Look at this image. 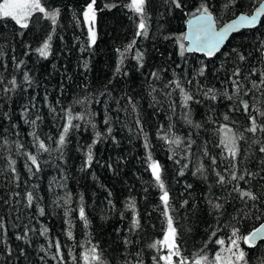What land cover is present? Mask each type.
<instances>
[{"label":"trees","instance_id":"1","mask_svg":"<svg viewBox=\"0 0 264 264\" xmlns=\"http://www.w3.org/2000/svg\"><path fill=\"white\" fill-rule=\"evenodd\" d=\"M209 2L221 25L261 0ZM89 3L41 0L46 11L59 10L55 25L39 12L27 29L0 19V264H96L93 247L105 264H164L159 257L167 249L149 247L167 231L153 163L169 193L181 256L203 264L220 249L218 240L230 243L234 228L247 236L264 220V200L254 207L233 190L264 192V132L247 131L250 116L264 125V18L259 27L232 35L214 57L181 55L186 22L201 0H182V9L171 0H147V36H136L139 15L127 7L131 0H96L95 44L83 15ZM45 42L47 57L37 51ZM237 52L247 59L239 61ZM237 67L239 94L232 83ZM69 113L84 119L72 120L79 127L69 129L61 148ZM233 134L244 136L235 159L221 143ZM177 138L179 145L170 143ZM40 141L49 151L39 149ZM245 170L260 175L231 179ZM216 203L223 208L214 209ZM134 218L139 229L132 227ZM239 246L247 264H264V241L249 247L240 240Z\"/></svg>","mask_w":264,"mask_h":264},{"label":"snow or ice","instance_id":"2","mask_svg":"<svg viewBox=\"0 0 264 264\" xmlns=\"http://www.w3.org/2000/svg\"><path fill=\"white\" fill-rule=\"evenodd\" d=\"M229 3H231L233 6H235L237 0H228ZM96 3V0H91V3L88 4L87 10L83 13L85 20L89 22V34H90V42L92 44H95L96 42V32L93 27V22L95 21V8L94 5ZM146 4L147 0H131V4L127 5L134 13L139 15V23L137 25V32L136 36H147V29L148 25L146 23L147 13H146ZM171 4L176 9H182L183 4L182 0H171ZM107 7H115L116 5H106ZM227 7V4L225 5ZM34 12L42 13L45 17H47L53 25L57 23V17L59 16V10H52V11H46V9L42 6L41 0H4L3 3H0V19H11L15 22L16 25H18L21 29H27L29 27V20ZM192 16L195 17L194 20L189 21L190 27L194 26L193 32L189 33L188 35H185L182 37V40H191L192 46L185 49V46L183 43L180 44L181 49V55H183L184 51H193V50H199V51H205L206 55L213 56L217 52L220 51L221 45L224 43L226 37L228 36L229 32L231 31H238L241 27L244 28H252L255 27L258 23L259 17L261 15H264V13H261L259 9H257L255 14L252 15H239L238 19L233 21L231 24L227 25L226 27L220 29L219 31L215 28V18L212 11V5L210 4L209 0H201L200 5L196 8L195 12L191 13ZM50 39V37H49ZM134 43V42H133ZM132 45H129V48H131ZM50 50V44L45 42L43 44V47L39 48L37 51H39L40 55L43 57H47L49 55ZM236 51V50H233ZM237 58L239 61H245L247 58L243 53H236ZM137 60L143 59L142 53H137L136 56ZM85 67H87V64H85ZM201 75H203V69L200 72ZM153 76H156V73H153ZM240 76V69L237 67L233 70L232 73V83L234 86H236V93L239 94L240 88H239V79ZM261 76L264 77V72L261 73ZM28 77L25 76V80H27ZM12 84H15V80L11 81ZM261 85H264V79H261L260 81ZM253 88H257V84L253 82ZM177 87H179V84L177 83ZM214 91V90H209ZM226 95V94H225ZM185 99L191 100L193 99L192 96L185 93ZM211 99H216V96L213 95ZM228 99H232V97H228ZM243 108L247 112L249 109V104L247 101H242ZM54 111V109H53ZM261 115H264V113H261ZM39 119V117H37ZM73 119H79L83 120L84 117L77 116L72 117L69 113L67 125L63 128V132L59 137L58 143L61 146V148L65 145V138L66 134L68 133L69 129L71 127H79V125H73L72 120ZM227 119V117H226ZM251 121V126L247 128V131L251 133H256L257 131L264 132V125H260L257 123L255 116L249 117ZM190 122V121H189ZM33 124H35V121H32ZM105 123H108L107 120H105ZM95 127V125H93ZM198 127V125H197ZM230 131V130H229ZM108 132L111 133V128L108 129ZM33 136L35 137V133H33ZM99 137V133L97 134ZM38 139V138H37ZM237 139H244V136L241 134L239 137H237L235 134L231 136H225V139L221 141V143L225 146V148L228 149L229 155L235 159V157L238 155V146H237ZM170 143H175L179 145L181 143L180 139L177 138L174 141H170ZM39 149H42L43 151H49V149L45 146V144L40 141L38 144ZM260 152L264 153V147H261L259 149ZM93 159L91 147H89L88 155H87V163L90 165L91 161ZM28 160L31 161V164L36 167L37 170H39V163L37 161V157L35 155H28ZM213 163H215V159L213 158ZM261 164H264V160L260 161ZM152 174L155 178V181L157 182L158 187L163 191V195L161 196V201L165 207L164 215L166 217V223H167V231L162 241H156L149 245L151 248L158 249V246L163 245L165 249H167V255L160 256L159 259L164 261V264H188V261L186 258L181 256L180 252V246L176 243L177 240V229L174 226V218L172 215L169 214L168 209L170 208L169 204V193L167 190H165V185L161 179V168L158 163H153L151 165ZM15 171V169H13ZM29 171H31V168H29ZM202 168H198L197 172H201ZM181 175H183V172H181ZM218 176V183L223 184L224 183V176L220 175L219 173H216ZM245 175L249 177H257L259 176V172H248L245 170V174L237 177L235 174L231 176L232 180H244ZM260 180H264V176H260ZM250 183V181H249ZM190 187V185L188 186ZM234 191L239 193V198L244 201L245 204H247V201H252L254 207H258V205L255 203L257 201L264 200V192H262L261 195L255 194L251 190H242L239 187H235L233 189ZM27 200L29 205H31L33 196L31 193L27 194ZM187 204V201L184 202ZM211 203V201H210ZM128 207L130 209L135 210V204L134 202L129 203ZM214 209H222L223 205L220 203H216L213 205ZM41 213H43V209H40ZM242 211V210H241ZM247 215V214H246ZM80 217L84 219V209H80ZM0 227H3L2 222H0ZM132 227L135 229H139L141 227V223L139 218H134L132 222ZM47 232V229L44 230ZM69 237H71V232L68 233ZM212 235H215V232L212 233ZM259 238L260 240L264 241V225H262L259 228H256L254 231H252L247 236H240L239 235V229L234 228L232 231V235L229 238L231 242V247L228 249V251L232 254V256L235 257V260L232 261L231 258L229 259V264H247L246 261V252L240 248L239 241L243 240V242L249 247H255L254 241ZM17 239H23V237H17ZM131 243L130 241H125V244ZM217 243L220 245H223L225 243L224 240H218ZM57 249L59 250V243L57 242ZM235 249V251H233ZM91 257L90 259L92 261H96V264H105L104 260L102 259L101 254L97 253V250L95 247H93L91 250ZM139 255V254H137ZM173 257H179L178 261H175ZM85 259H89V257H85ZM153 259H156L155 257ZM203 260H207V257H203ZM223 261V257L219 254L215 256V260L213 262H209V264H221ZM125 264H128L127 261H125ZM137 264H142L141 261H138ZM158 264V261H157ZM195 264H202L201 260H197Z\"/></svg>","mask_w":264,"mask_h":264},{"label":"water","instance_id":"3","mask_svg":"<svg viewBox=\"0 0 264 264\" xmlns=\"http://www.w3.org/2000/svg\"><path fill=\"white\" fill-rule=\"evenodd\" d=\"M257 9H259L261 13H264V0H261V3H259V4H258V5H257V6H256L251 12H250V13L240 12L237 16H235V17H233V18L227 20V22H225V23H223V24H221V25H218V24H217L216 17L214 16V18H215V28H216L217 31H219L220 29H222V28L226 27L227 25L231 24L233 21L237 20L238 17H239V15L244 14V15H249V16H250V15H252V14H255L256 11H257ZM263 18H264V15H261V16L259 17V20H258L257 25H256L255 27H252V28H257V27H259V26H260V23H261V21H262ZM194 19H195L194 16H190V18L187 20L186 25H185V28H186L185 35H188L189 33L193 32L194 26H193V27H190V25H189V21H190V20H194ZM243 29H249V30H251V28H244V27H241L238 31H231V32H229V34H228V36L226 37L224 43L221 45L220 51H221V49H223V48L225 47V45L228 43V41H229V39H230V37H231L232 35H234V34H236V33H239V31H241V30H243ZM185 35H184V36H185ZM185 41H186V49H187L188 47L192 46V42H191V40H185ZM220 51H219V52H220ZM188 52H189V51H188ZM190 52H191V53L196 52V53H198V54H201V55H204V56H207V57H214V56L217 55V53H219V52H217V53H216L215 55H213V56H208V55H206V52H205V51L193 50V51H190ZM263 60H264V56H263ZM263 72H264V68H263ZM262 225H264V220H263L262 222H260L259 226H257L256 228H259V227H261ZM256 228H254L252 231H254ZM252 231H251V232H252ZM251 232H250V233H251ZM250 233H249V234H250ZM249 234H248V235H249ZM260 241H262V240H260L259 238H257V239L254 241L255 247L260 243Z\"/></svg>","mask_w":264,"mask_h":264},{"label":"rangeland","instance_id":"4","mask_svg":"<svg viewBox=\"0 0 264 264\" xmlns=\"http://www.w3.org/2000/svg\"><path fill=\"white\" fill-rule=\"evenodd\" d=\"M87 23L89 24L88 21H87ZM94 23H95V21L93 22V27H94ZM230 247H231V242L228 243V244H225L224 243L223 245H220V247H219L220 249L216 253H214V255L212 257H207V260L206 261L203 260V264H209V262H213L215 260V256L217 254H219V255H221L223 257V261L221 262V264H229V259L230 258H231L232 261H234L235 260V257L232 256V254L228 251V249ZM233 251H235V249H233Z\"/></svg>","mask_w":264,"mask_h":264}]
</instances>
